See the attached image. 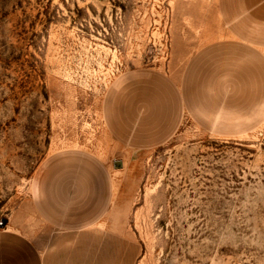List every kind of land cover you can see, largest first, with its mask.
I'll return each instance as SVG.
<instances>
[{
    "label": "rangeland",
    "instance_id": "1",
    "mask_svg": "<svg viewBox=\"0 0 264 264\" xmlns=\"http://www.w3.org/2000/svg\"><path fill=\"white\" fill-rule=\"evenodd\" d=\"M219 4L0 0V232L19 227L44 264H264V119L186 117L154 145L109 126L135 84L181 78L226 38ZM72 152L98 157L103 216L86 232L36 230L38 169Z\"/></svg>",
    "mask_w": 264,
    "mask_h": 264
},
{
    "label": "crops",
    "instance_id": "2",
    "mask_svg": "<svg viewBox=\"0 0 264 264\" xmlns=\"http://www.w3.org/2000/svg\"><path fill=\"white\" fill-rule=\"evenodd\" d=\"M218 10L226 38L203 47L181 78L135 84L131 92L135 101L127 99L131 111L127 121L112 116L111 103L108 120L113 135L154 145L174 135L186 117L206 128L215 126L211 120L221 114L236 127L263 121L264 0H220ZM139 102L146 104L140 107ZM202 119L204 123L199 122ZM98 166L97 156L72 152L38 169L30 200L36 230L42 224L69 234L98 225L104 212L103 207L98 209ZM28 263L44 264L35 242L19 227H6L0 232V264Z\"/></svg>",
    "mask_w": 264,
    "mask_h": 264
},
{
    "label": "water",
    "instance_id": "3",
    "mask_svg": "<svg viewBox=\"0 0 264 264\" xmlns=\"http://www.w3.org/2000/svg\"><path fill=\"white\" fill-rule=\"evenodd\" d=\"M113 166H114V169L119 170L123 168V163L121 161H115Z\"/></svg>",
    "mask_w": 264,
    "mask_h": 264
},
{
    "label": "trees",
    "instance_id": "4",
    "mask_svg": "<svg viewBox=\"0 0 264 264\" xmlns=\"http://www.w3.org/2000/svg\"><path fill=\"white\" fill-rule=\"evenodd\" d=\"M1 225H3V223Z\"/></svg>",
    "mask_w": 264,
    "mask_h": 264
}]
</instances>
